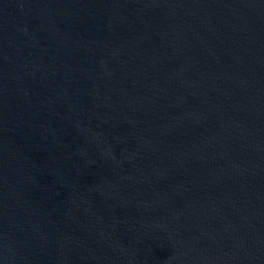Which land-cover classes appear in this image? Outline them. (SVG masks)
Listing matches in <instances>:
<instances>
[{"label": "water", "instance_id": "water-1", "mask_svg": "<svg viewBox=\"0 0 264 264\" xmlns=\"http://www.w3.org/2000/svg\"><path fill=\"white\" fill-rule=\"evenodd\" d=\"M0 264H264V0H0Z\"/></svg>", "mask_w": 264, "mask_h": 264}]
</instances>
